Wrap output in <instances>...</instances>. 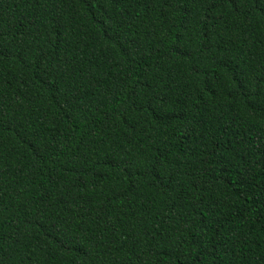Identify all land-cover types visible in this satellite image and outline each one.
I'll use <instances>...</instances> for the list:
<instances>
[{"label":"trees","instance_id":"trees-1","mask_svg":"<svg viewBox=\"0 0 264 264\" xmlns=\"http://www.w3.org/2000/svg\"><path fill=\"white\" fill-rule=\"evenodd\" d=\"M0 264H264V0H0Z\"/></svg>","mask_w":264,"mask_h":264}]
</instances>
